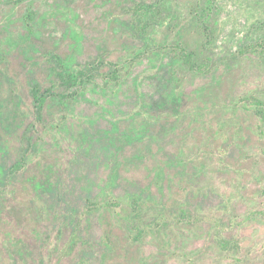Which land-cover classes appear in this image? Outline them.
<instances>
[{
    "label": "rangeland",
    "instance_id": "rangeland-1",
    "mask_svg": "<svg viewBox=\"0 0 264 264\" xmlns=\"http://www.w3.org/2000/svg\"><path fill=\"white\" fill-rule=\"evenodd\" d=\"M262 37L264 0H0V264H264Z\"/></svg>",
    "mask_w": 264,
    "mask_h": 264
},
{
    "label": "trees",
    "instance_id": "trees-1",
    "mask_svg": "<svg viewBox=\"0 0 264 264\" xmlns=\"http://www.w3.org/2000/svg\"><path fill=\"white\" fill-rule=\"evenodd\" d=\"M254 54L264 58V37H262L258 41H255L253 43L241 47L238 52V55L240 57L245 55H254ZM183 58L187 64L191 65L193 70L202 72L203 68H201V66H199L198 64H195L196 61L193 60V55L191 53H185L183 55ZM89 71L90 70H88V72ZM60 77H61L62 86L67 90H71L74 88L75 89L81 88V85L86 83L85 80L90 81L92 79V75L85 72L63 73ZM51 97H55V95L50 91H42L39 86L35 87V89L33 90L35 114L39 120L42 118L44 107L48 99ZM256 106H257L256 109L257 115L264 120V104L260 101H256ZM22 166H23L22 163L21 164L17 163L13 167H11L10 173L15 174L18 171V169L22 168Z\"/></svg>",
    "mask_w": 264,
    "mask_h": 264
}]
</instances>
